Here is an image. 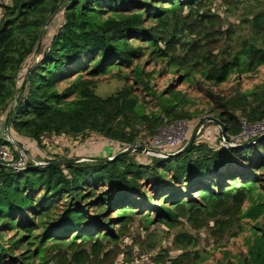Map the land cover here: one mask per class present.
I'll return each mask as SVG.
<instances>
[{"label":"trees","instance_id":"16d2710c","mask_svg":"<svg viewBox=\"0 0 264 264\" xmlns=\"http://www.w3.org/2000/svg\"><path fill=\"white\" fill-rule=\"evenodd\" d=\"M208 5L6 0L0 118L10 110L19 145L21 137L40 144L45 136L76 141L92 133L104 140L105 156L142 144L140 131L154 136L175 120L213 115L228 136L240 134L242 120L264 119V10L245 14L249 36L239 42L234 24L224 27L222 12ZM109 76L123 86L98 95L94 87ZM245 81L255 82L245 88ZM215 142L194 141L169 157L133 151L107 161L0 168V264H113L135 221L168 231L183 220L195 230L208 227L216 241L239 237L243 249L224 244L202 255L192 250L197 238L180 231L172 236L176 254L161 248L153 263L264 264V138L235 148L224 147L220 135ZM123 257L128 264L132 252Z\"/></svg>","mask_w":264,"mask_h":264},{"label":"rangeland","instance_id":"374dc122","mask_svg":"<svg viewBox=\"0 0 264 264\" xmlns=\"http://www.w3.org/2000/svg\"><path fill=\"white\" fill-rule=\"evenodd\" d=\"M208 7L210 8L209 10H212L214 12H222V18H226V20L222 21L224 27L228 26V21L234 24V27H233L234 34L232 35V38L234 41L239 40L240 42L243 39H245L247 36H249V29H247L248 26L245 24H242V19L246 16L245 15L246 13L252 11L253 9L255 11L264 10V0H229V3H226V4H224L223 0H209ZM56 19L58 20V17H56ZM48 27L47 28L44 27L46 28L45 29L46 34L43 38L44 40L46 39L48 40V38H50V34H52L51 28H48ZM46 44L47 43H45L43 46H45ZM34 62H35V59L33 60L31 64L33 65ZM254 82L255 81H251V82L245 81L243 85L245 86V88H247V87L252 86ZM123 84H124V81H122L121 79H118L117 77L109 76V77L100 79L97 82L96 86L94 87V90L100 96H107L113 93L114 91H116L117 89L121 88ZM199 120H196L195 123L188 122L191 125V129L189 130L185 141L177 145L176 149L167 150L166 149L167 147H159V148H155V150L158 151L157 153L148 150L150 148L146 146L144 143L147 141V137L149 136L147 134H144L146 132L140 131L139 133H141L140 134L141 137L142 138L144 137V139L146 138L145 141L143 140L142 146L147 148V150L144 151L143 154L148 156V159H150L152 156L165 157L166 154L179 150L181 147L184 146L192 130L194 129L196 124L199 122ZM165 127L167 126H164L162 129H160V131L167 130V128ZM91 134L92 133L84 134L85 136H78L76 142H73V144H75L72 146L73 148H70V147L63 148L66 150V152L59 153L58 150L60 146L58 147L54 146L55 151L51 153L47 152L45 156V160H47L48 157L54 158L55 155H61V156L63 155L65 157H75V156L90 157L94 155L105 156L103 152L104 150L102 151L101 150L102 147H99V145L101 146L103 145L102 141L104 140L101 138L98 139L96 138L97 136L93 134L91 135ZM219 135H220L219 127L214 123L207 122L205 123L203 127L199 129L197 137L194 141L195 142L205 141L211 144H215L216 139L217 140L219 139ZM45 138H47L46 140L49 144H51L52 146L53 145L57 146V143L51 142L52 139L54 138L52 139L50 137H45ZM59 140L60 142L68 143V142H71L72 137L61 135V138ZM42 141L40 145H38L39 148L42 147L44 150H47V147H46L47 143L45 142L42 144ZM98 141L99 143H97ZM95 143L97 144L95 145ZM82 146H85V148H82ZM112 155L113 154H110V156ZM61 158H64V157H61ZM142 227L138 221H135L132 224L126 236H124L118 243L120 252L121 251L122 252L119 253L117 258L114 260L113 264L123 263V260H124L123 254L125 253L126 250H130L132 252L131 261L128 264H131V263L132 264H155L149 258L157 254L161 250V248L167 249L170 252V254L174 256L177 250L171 244L172 236L180 231H186L197 238V245L192 250H199L202 255H205L207 252L216 250L219 245H224V244L228 245V247L234 252H238L243 249V246H242L241 241L239 240V237L238 238L230 237L229 239H227V236L229 235L227 233L225 236L222 237V239L216 241L213 237H211L208 227H203L202 229L195 230L187 224L186 220H183L181 225L175 227L174 229L168 230V231L166 230L165 226L160 223L149 225L148 228L143 227V229H141ZM160 241H161V244H160ZM154 242H157V244L155 245ZM150 243L155 245V249H150L148 247ZM219 256L220 254L218 253V251H215V254L212 255V258L213 257L219 258ZM209 262H211V259H209Z\"/></svg>","mask_w":264,"mask_h":264},{"label":"built area","instance_id":"2783aa9c","mask_svg":"<svg viewBox=\"0 0 264 264\" xmlns=\"http://www.w3.org/2000/svg\"><path fill=\"white\" fill-rule=\"evenodd\" d=\"M5 2L6 0H0V6ZM241 124L242 132L236 136H230L231 144L236 145L264 133V119L255 124H248L245 120H242ZM164 126H167L165 127L167 130H159L154 136L147 137V141L144 144L150 149L159 147L174 148L185 141L191 129V125L185 120H175L172 124H164L163 127ZM4 141L5 142H0V164L10 165L17 169H24L27 167V164L31 162L30 155L27 151V145H19L14 138H7ZM36 145L38 146V144ZM136 145L142 146L143 144Z\"/></svg>","mask_w":264,"mask_h":264},{"label":"water","instance_id":"95a60500","mask_svg":"<svg viewBox=\"0 0 264 264\" xmlns=\"http://www.w3.org/2000/svg\"><path fill=\"white\" fill-rule=\"evenodd\" d=\"M58 20L55 19V22H57ZM48 23V22H47ZM46 27V26H45ZM24 85V81L21 84V88ZM19 99V93L16 95L12 106H14L16 104V102ZM9 112L10 110L7 112V114L5 115L4 118H0V139L5 140L7 138H12V134L10 132V129L8 127V117H9ZM207 122H212L214 124H216L219 129H220V138H221V144L226 147V148H235L238 146H245V145H249L252 143H255L261 139L264 138V133L259 134L257 136H255L254 138H252L251 140H246L243 142H240L239 144H231V140L226 132V128L225 125L215 116L209 115L206 117H203L199 120V122L196 124V126L194 127V129L192 130L189 138L187 139L186 143L184 144L183 147H181L179 150L166 154V157L169 156H173L176 155L178 153H181L183 151H185L188 147H190L192 145V143L194 142V140L197 137L198 131L201 127H203L205 125V123ZM147 148L140 146V145H128L125 148L117 151L116 153H114L112 156H90V157H79V156H75V157H64V158H57L54 160H49V161H45V162H39V161H34L31 165V167H38V166H45V165H51V164H64L67 162H77V161H84V160H88V161H107V160H113L116 157L122 155V154H127V153H131L133 151H140V152H144L146 151ZM149 151L152 152H158L155 149H148ZM0 168H5L8 170H12V171H22V170H26L27 168L24 169H17L15 167H12L10 165H6V164H0Z\"/></svg>","mask_w":264,"mask_h":264},{"label":"crops","instance_id":"0c3cea01","mask_svg":"<svg viewBox=\"0 0 264 264\" xmlns=\"http://www.w3.org/2000/svg\"><path fill=\"white\" fill-rule=\"evenodd\" d=\"M10 132H11V130H10ZM11 134H12V132H11ZM45 137H48V136H45ZM45 137L42 138V140H44V141H42V144L45 143V142L47 143V146H46L47 150H44L42 147L39 148L36 145L38 143L36 141L32 140L31 138H24V137L20 138L21 139V144L27 145V151L30 154V161L32 163L34 161L45 162L46 161L45 160V156H46L47 152L51 153V152L55 151L54 148L58 147V146H60V148L58 150L59 153L66 152V150L63 149V148H66V147L73 148L72 146L75 145V144H73V142H76V141H74V139H72L73 141L71 140V142H68V143L60 142L59 139L61 138V136H59V135H50L49 137L51 139L54 138V139H52L51 142L57 143V146L56 145L52 146L51 144H49L47 142V140H46L47 138H45ZM12 138H14L13 134H12ZM38 145H40V144H38ZM82 148H85V146H82ZM74 151H72V152H74ZM48 159L51 160L53 158L52 157H48Z\"/></svg>","mask_w":264,"mask_h":264}]
</instances>
